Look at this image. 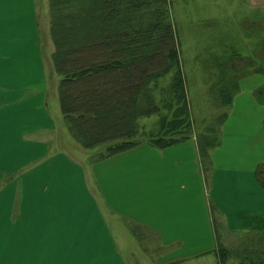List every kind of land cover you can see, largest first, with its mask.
<instances>
[{
  "label": "crops",
  "instance_id": "obj_1",
  "mask_svg": "<svg viewBox=\"0 0 264 264\" xmlns=\"http://www.w3.org/2000/svg\"><path fill=\"white\" fill-rule=\"evenodd\" d=\"M247 1L257 8L264 22V0ZM246 31L249 39L261 40L259 51H263L261 17L249 21ZM38 36L34 0H0V56H4L0 65L11 72L23 70L27 77L0 79V134L7 129L12 135L4 136L21 146L20 153L13 158L0 159V242L13 239L12 228L23 229L28 217L25 182L29 174L7 179L8 174L16 171L18 155L22 154L19 162L23 165L31 163L34 157H42L31 172V176L38 177L33 184L44 195L38 219L23 238L30 245L41 241L32 237L55 241L60 236H72L74 243L93 247L96 258L110 253L117 264H125L120 248L140 246V241L152 240L151 233L157 244L167 250L158 258L159 262L173 264L189 255L215 252V248H209V242H218L216 221L221 212L226 215L231 232L264 230V187L256 175L257 169H264V142L260 135L263 132L264 137V126H259L263 116L255 115V111L263 113L260 103L264 100L258 99L261 92L254 95L257 88L264 86L263 71L253 74L251 98L245 93L236 99L242 106L251 104L252 110H240V114L234 111L226 124L224 142L213 154L212 194L221 210L215 218L196 137L163 150L142 143L118 155L93 160L90 167L81 159L85 155L76 146L78 141L71 144L79 150L78 158L54 147L59 126L48 100L45 58L49 54L42 50ZM23 52L28 57L13 56ZM54 83L53 92L58 93L59 83ZM15 107L24 111L23 121L5 122V111ZM236 117L241 118L242 127L247 130L243 145H237L233 138ZM250 117L252 122L248 121ZM250 129L254 131L251 135ZM225 178L229 182L224 184ZM92 184L109 210L102 209L96 200ZM68 194L78 196L77 206L60 208L58 204ZM139 231L142 236L136 233Z\"/></svg>",
  "mask_w": 264,
  "mask_h": 264
},
{
  "label": "trees",
  "instance_id": "obj_2",
  "mask_svg": "<svg viewBox=\"0 0 264 264\" xmlns=\"http://www.w3.org/2000/svg\"><path fill=\"white\" fill-rule=\"evenodd\" d=\"M48 3L54 43L51 56L61 76V110L81 145L89 149L102 146L94 160L142 143L163 150L196 135L207 168L211 151L220 144V129L195 131L171 1ZM226 75L222 74L226 86L220 89L223 105L231 104L239 90L235 83L224 81ZM156 113L161 115L160 129L147 133L140 120ZM219 118L224 122L227 114ZM138 136L142 141L136 140ZM257 232L261 238L243 239L239 249L220 244L218 264H264V251H258L264 247V230Z\"/></svg>",
  "mask_w": 264,
  "mask_h": 264
},
{
  "label": "rangeland",
  "instance_id": "obj_3",
  "mask_svg": "<svg viewBox=\"0 0 264 264\" xmlns=\"http://www.w3.org/2000/svg\"><path fill=\"white\" fill-rule=\"evenodd\" d=\"M170 1L180 40V57L184 72L183 81L192 109L194 127H197L195 131L197 133L198 131L205 132L207 128L213 127L217 128V130L220 129V144L211 151L213 158L214 152L218 151V148L224 142L228 130V126H226L228 118H231L235 110L239 114L241 113L240 110H252L251 104H244L242 106L236 102V99L245 93L251 98L252 94L250 92L253 90L252 85H254L252 79L253 74L259 71L264 72V44L263 51H259V48H262L261 40L258 41L259 38L249 39L248 36L250 34L246 31L249 21H252L255 16L261 17L262 24L264 22L261 13L256 12L257 8H253L247 0ZM34 4L39 25L38 42L42 46V50L49 54V58H45V64L50 111L59 126V134L55 136L53 145L54 147L65 149L78 158L79 150L74 149L75 147L71 145L72 143L75 144L77 140L71 134L69 125L62 113L59 92H53V89L55 91L56 88L54 81H57V84L60 83L61 76L57 73L51 56L54 51V43L50 35L49 3L48 0H34ZM13 56L18 58L28 57L25 52L17 53ZM3 58L4 56H0V62H2ZM2 68L3 66L0 65V79L10 78V76L13 80H24L27 78L26 72L23 70L11 72ZM224 73L227 74L224 78L226 83L232 84L233 82L236 86H239V90L240 88L245 90H241L242 92L237 90L231 104L228 103L229 105L222 104L223 99L220 94V89L226 86L222 80V74ZM257 92H261V99L264 100V86L257 88L254 91V95ZM158 96L160 97V95ZM262 100L259 99V101ZM21 104L22 107L28 109L24 102H21ZM260 104L264 107V103ZM23 114L24 111L20 107L7 109L5 111V122L10 124L20 123L23 121L21 118ZM226 114V120L221 122L219 117ZM259 114L263 116V120L259 121V126L262 127L264 126V109L263 113H257L255 111V115ZM169 116L170 114L168 112ZM248 121L252 122L253 118L250 117ZM234 122L236 125H233V138L237 145H243L247 137V130L242 127L240 117L234 118ZM140 125L147 133L158 131L160 129L159 125H161V115L156 113L145 119L143 118L140 120ZM2 131L0 134V159L9 160L20 153L21 146L15 144L12 141L14 140L13 138L12 140H8L4 136L12 135L7 129H2ZM251 132L254 131L250 129V135ZM260 135L261 141L264 142L263 132ZM195 137L196 135L191 140ZM136 140L142 141V138L138 136ZM252 141L257 142V139L253 138ZM76 146L81 148L84 153L85 158L81 157V159L87 163L88 167L96 159V155L102 151V146L94 149L86 148L80 143ZM22 155H18L17 165L15 166L16 171L8 174L7 179L12 180L23 173L29 174L25 182L28 198V217L25 219V227L23 229L17 227L12 228L14 240L10 239L6 243L0 242V264H117L118 262L113 254L109 253L106 257L101 255L96 258L94 253H92L93 247L74 243L75 237L72 236H60L55 241H51L48 237L43 239L40 237H32L30 239L41 241H36L31 245L23 242V238L27 237L29 230L34 227V223L38 219L44 191L37 184H33L34 180H38V177L31 176L32 170L39 166L42 157H34L31 163L23 165L19 162V157ZM212 161L207 163L205 173L208 181V194L212 197L213 208L216 211L214 216L217 218V214L221 210H219L217 200L212 194L214 181V165ZM256 175L258 181L264 187V169L261 172L260 169H257ZM228 182L229 180L226 178L223 180L224 184ZM94 186L92 184L90 188L94 192L96 200L102 209L107 208L109 210L108 207L104 206L102 197ZM77 198L78 196L75 194H68L61 200L58 206L64 209L75 207L77 206ZM219 218L216 221V232L222 246L239 249L243 239L261 238V236L257 235L258 232L254 230H237L236 232H231L228 230L229 225L226 220V215L221 212ZM256 219L261 218L256 217ZM136 233L140 236L143 235L140 231ZM115 234H118V232L115 231ZM149 234L152 240L140 241V246L120 248L125 264H164L159 262L158 258H161L167 250L163 246H159L152 234ZM217 245L218 242L216 243L215 240L214 243L209 242V248L212 250L215 248V252L208 251L201 255H189L173 264H218ZM258 248L259 252L264 251V247L261 246ZM131 249L133 252H131Z\"/></svg>",
  "mask_w": 264,
  "mask_h": 264
}]
</instances>
